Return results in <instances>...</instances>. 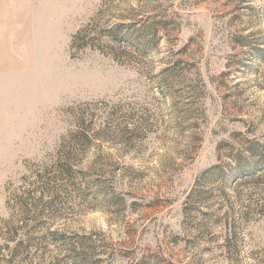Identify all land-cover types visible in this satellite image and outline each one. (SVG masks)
Segmentation results:
<instances>
[{
	"label": "rangeland",
	"instance_id": "obj_1",
	"mask_svg": "<svg viewBox=\"0 0 264 264\" xmlns=\"http://www.w3.org/2000/svg\"><path fill=\"white\" fill-rule=\"evenodd\" d=\"M0 264H264V0H0Z\"/></svg>",
	"mask_w": 264,
	"mask_h": 264
},
{
	"label": "trees",
	"instance_id": "obj_2",
	"mask_svg": "<svg viewBox=\"0 0 264 264\" xmlns=\"http://www.w3.org/2000/svg\"><path fill=\"white\" fill-rule=\"evenodd\" d=\"M63 164H65V163H63ZM66 165V164H65ZM61 167H63L62 165L60 166V165H58V169H57V171L58 172H62L61 171ZM23 205H21V204H19V207L22 209V210H27V205H24V203H22ZM50 235L52 236V237H56L57 236V234H56V232H52V233H50ZM20 252V249H18V250H14V255H16V254H18Z\"/></svg>",
	"mask_w": 264,
	"mask_h": 264
}]
</instances>
